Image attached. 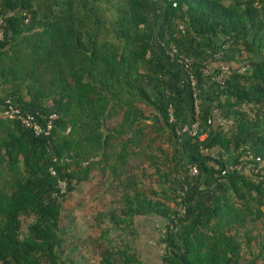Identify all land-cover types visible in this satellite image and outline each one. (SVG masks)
Masks as SVG:
<instances>
[{
	"label": "trees",
	"instance_id": "1",
	"mask_svg": "<svg viewBox=\"0 0 264 264\" xmlns=\"http://www.w3.org/2000/svg\"><path fill=\"white\" fill-rule=\"evenodd\" d=\"M0 6L13 13L0 41V264H75L64 254L62 204L119 139L115 165L131 158L129 143H140L155 189L126 177L121 206L97 213V264H144L133 248V220L148 215L164 221L162 264H257L245 253L253 241L264 251L257 224L264 227V0H0ZM156 42L190 60L198 89L221 76L215 95L201 102L194 137L179 132L193 112L187 78L158 57ZM164 71L185 85L167 91ZM9 98L23 112L55 114L50 133L36 136L3 117ZM157 137L169 147L154 155L148 150ZM247 153L261 163L223 174L225 155L238 163Z\"/></svg>",
	"mask_w": 264,
	"mask_h": 264
},
{
	"label": "rangeland",
	"instance_id": "2",
	"mask_svg": "<svg viewBox=\"0 0 264 264\" xmlns=\"http://www.w3.org/2000/svg\"><path fill=\"white\" fill-rule=\"evenodd\" d=\"M147 131L150 133L149 137L155 134L152 129ZM145 139L146 143L147 138ZM152 147L153 149L148 150L149 153L153 151L155 154L153 152L152 154L158 155V150H166L169 144L163 138L157 137ZM142 151L141 148V155H143ZM137 171L140 173V177H136L138 187L147 191H149V187L155 189L154 183L150 180L154 170L147 158L141 160ZM110 178L113 177H101L100 174H96L94 177H88V180L80 181L75 185L74 190L68 193L62 204V225L66 229L64 254L72 259L75 264L89 263V261L86 262V258H82V261L78 262L80 255L95 256L93 264H97L98 258H96V252H94V239L99 235V230L94 226L95 217L100 211H107L121 206L120 187L116 182H110ZM257 224L260 227V234H264L262 220H259ZM245 255L257 264H264V259H262L264 258V251L260 250L257 242L253 241L250 253L247 254L246 252Z\"/></svg>",
	"mask_w": 264,
	"mask_h": 264
},
{
	"label": "crops",
	"instance_id": "3",
	"mask_svg": "<svg viewBox=\"0 0 264 264\" xmlns=\"http://www.w3.org/2000/svg\"><path fill=\"white\" fill-rule=\"evenodd\" d=\"M159 13H160L159 8L158 7L155 8L154 10L155 16H157ZM154 45H155V50H157L159 54L158 57L162 56L164 63L167 64L169 68L172 66L171 68L174 72H178L182 76V78H185V74L179 62L174 57L170 56L160 43L156 42ZM156 69L160 71L161 68L157 67ZM164 72L167 74V76H169L168 80L170 87L167 88V91L168 90L172 91L176 85H180L181 87L185 85L186 80L184 81L182 79L176 81V79L170 76V74L167 71ZM160 73H162V69ZM216 84H218L217 80L212 77L210 78L209 82H207L205 85H202L199 88V95L201 97L200 99L202 104L205 103L204 96L209 94L211 95V97H213L215 95L213 90L216 88ZM150 88H153V86L151 85ZM35 112L37 111H34L33 113ZM122 138L123 140L126 139L125 133L122 135ZM133 139H135V137H133ZM120 140L121 139H119L118 141L115 140L110 143V145L107 147L105 151L106 156L103 158V161L100 164H98L95 161V163H93L94 168L88 171L87 177H94L96 176V174H100L101 177L102 176L113 177L110 178L109 181L116 182L121 190L122 188L121 183L125 181L126 177H130L134 180V183H138L136 177H140V173L137 171V169H138V165L141 164V158H140L141 144L139 143V145L136 147L134 140L133 142L129 143V145L132 146V149H129L130 152L129 157L131 158L128 159L127 164H124L123 167L121 165L117 167L114 161H115L116 153L119 151V149L122 146V144L119 142ZM224 157L227 160L228 165L234 164L233 163L234 159L232 155L229 154V155H225ZM113 167L115 168V172L111 171L112 169H114ZM121 193L122 192L119 191V194ZM163 222L164 221L162 219H159L151 215L144 217H140V216L135 217L133 220L135 236L132 239V244L137 258L144 264H162L161 254H162L163 244L159 241V234L162 226L164 225ZM86 256L87 255H82V256L80 255L78 262L82 261V258H86L87 259L86 262L89 261V263H85V264H93V262H95V256L93 257L91 256L86 257ZM96 258H98V256H96Z\"/></svg>",
	"mask_w": 264,
	"mask_h": 264
},
{
	"label": "built area",
	"instance_id": "4",
	"mask_svg": "<svg viewBox=\"0 0 264 264\" xmlns=\"http://www.w3.org/2000/svg\"><path fill=\"white\" fill-rule=\"evenodd\" d=\"M255 5H257L258 0H254ZM13 15V13H3L0 6V41H2L5 38V30L7 26V18L9 16ZM170 56L174 57L179 64L182 66V70L185 74V77L187 78V83L190 88L191 97H192V116L189 119V121L182 125L179 129V132L187 135L189 137H194L197 135L198 132V115L200 113V106H201V99L199 97V89L197 80L191 73V67H190V60L185 57L177 58L175 56L176 49L174 46H171V49L165 50ZM222 70H226L227 66H221ZM217 82H221V76H217L215 78ZM2 116L7 117L10 119H14L18 121V123L23 126L26 129H29L34 135L41 136V135H48L50 131L53 128V123L56 119L55 114H50L46 117H42L37 112L35 113H29V112H23L18 106L14 105L11 101V99L5 100V105L2 111ZM41 117V119H40ZM168 118L169 122L174 121V115H173V108L171 105H168ZM211 120H209L210 122ZM212 121H215L219 125H225L227 121L222 117H214ZM205 135H201L200 138H204ZM248 161H255L261 163V159L259 157H254L251 153H247L246 155L242 156L239 159L238 163H234L232 165H229L228 169L223 172V174L229 173V172H236L241 170L242 165L245 162ZM260 167V166H259ZM51 174H55V171L50 169ZM191 175H196L197 170L193 167L190 170ZM59 194H65L67 190V183L66 181H60L58 185ZM182 210V207L180 209ZM161 234L164 233V230H160Z\"/></svg>",
	"mask_w": 264,
	"mask_h": 264
}]
</instances>
